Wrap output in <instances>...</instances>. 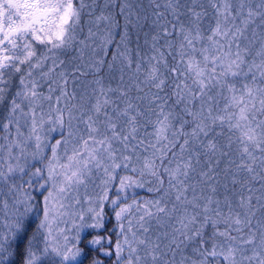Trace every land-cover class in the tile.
<instances>
[{"label": "snow or ice", "instance_id": "obj_1", "mask_svg": "<svg viewBox=\"0 0 264 264\" xmlns=\"http://www.w3.org/2000/svg\"><path fill=\"white\" fill-rule=\"evenodd\" d=\"M98 3L0 0V104L17 74L20 86L0 145V264L34 210L24 264H83L80 233L104 227L105 203L119 236L88 244L112 264H264V0H103L95 14ZM76 45L68 66L60 55ZM93 169L105 187L70 242L58 221ZM114 183L125 195L109 200ZM145 185L158 195L128 203Z\"/></svg>", "mask_w": 264, "mask_h": 264}, {"label": "trees", "instance_id": "obj_2", "mask_svg": "<svg viewBox=\"0 0 264 264\" xmlns=\"http://www.w3.org/2000/svg\"><path fill=\"white\" fill-rule=\"evenodd\" d=\"M86 2L91 3V0H86ZM143 3L145 6H147V0H143ZM103 0H99V3L95 6V14H98L100 9L102 8ZM89 15H88V9L86 8L84 13L81 17V25L79 26L77 30V39H81L82 37L87 35L88 29H89ZM82 29V31H81ZM42 47V46H41ZM90 49L86 50L85 52V58H87L88 54L90 53ZM79 55V46L76 45L72 49H68L66 52H62L60 55V58L65 60L66 65L71 66L73 63H78L79 61L75 60L74 58ZM106 81L111 79L113 87L116 86L119 79V72L115 71L111 74L108 73L107 69H105L104 72ZM112 77H115V79H112ZM127 79V74L126 77ZM90 79V78H89ZM19 80H18V74L16 77L13 78L11 90L7 94L4 103L0 104V145H6L7 141L4 139L5 132L3 129V124L6 123L5 117L8 115L9 107H10V100L14 96L15 91L19 90ZM82 87L78 86L77 91H81ZM45 94H47V88L40 89ZM45 111H47V106L45 103ZM47 127V126H45ZM21 131L27 134V128L21 127ZM12 135L8 137L9 140H13L16 138L15 133V125L11 127ZM66 135V134H65ZM50 138L53 140L60 138L58 133H50ZM70 138L72 143L67 145V148L69 149V153L71 151L72 145L74 144V141ZM29 151L33 150V144L32 142L28 145ZM18 150L14 149V154ZM0 155H6V153H0ZM44 155L46 157L50 158V152L48 149H45ZM61 155H63V150H61ZM64 162V161H62ZM28 167L31 169V166L33 164H36V166H41L38 161H33L31 158L28 159ZM34 170V169H32ZM120 174H124L121 172ZM130 175H135L134 173H128ZM19 182V181H18ZM27 186L25 185V188ZM109 191H108V198L109 200L115 199L118 195L116 189L119 187L118 183H114L112 185H109ZM148 185H145L144 188H131L127 190L128 200H132L133 198L141 200V199H152L154 196L158 195L157 193H151L147 191ZM31 191V190H30ZM33 195L37 197V200L42 201V196L38 192H33ZM9 203L11 198L9 197ZM4 209L2 208V205H0V216H3ZM104 227L102 229H89L86 228L80 233V242L79 246L84 249V256L81 258L83 261V264H92L93 259H101L103 261V264H112V262L103 256V252L96 251L93 248H91L88 244L89 240L95 238L97 235H103L108 238H110L113 242L118 238L117 234V222L115 220L114 211L110 204L105 203L104 204ZM42 214H39L37 211H33L29 214L28 219L25 221L24 225V231L20 234L17 242H16V254L13 256V264H24V251L27 246V241L33 236L34 233L37 232V228L39 225L40 220L42 219ZM70 242L73 240V238L69 239ZM42 247V243L40 244ZM99 247V246H97ZM44 264H52L51 260H45Z\"/></svg>", "mask_w": 264, "mask_h": 264}, {"label": "rangeland", "instance_id": "obj_3", "mask_svg": "<svg viewBox=\"0 0 264 264\" xmlns=\"http://www.w3.org/2000/svg\"><path fill=\"white\" fill-rule=\"evenodd\" d=\"M86 87V85L81 86ZM74 143L76 142V137L72 138ZM103 173L99 169H93V173L89 180L82 185H79L75 190H71L68 194V199L65 201V215L61 217L58 221L59 228L64 230V235H67L70 238H74L76 235V226H78L81 221L79 220V215L85 213V220L91 223L89 216L87 214V209L89 203H92V206H96L97 197L101 194L102 189L105 187L102 183ZM122 197L125 193H118ZM127 195V193H126ZM128 197V195H127ZM129 198V197H128ZM138 200V199H137ZM79 201V202H77ZM132 200H129L128 203H131ZM12 201H10L11 205ZM6 212L3 211V216H0V231H4V221L6 220ZM54 229L56 225H53ZM90 229V228H89ZM93 229V228H91ZM117 236H119V228L117 226ZM70 241V240H69Z\"/></svg>", "mask_w": 264, "mask_h": 264}]
</instances>
